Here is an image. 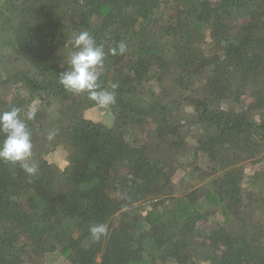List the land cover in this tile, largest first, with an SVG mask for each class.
<instances>
[{
    "label": "trees",
    "instance_id": "obj_1",
    "mask_svg": "<svg viewBox=\"0 0 264 264\" xmlns=\"http://www.w3.org/2000/svg\"><path fill=\"white\" fill-rule=\"evenodd\" d=\"M84 31L113 105L59 82ZM33 106L0 264H264V0H0V113Z\"/></svg>",
    "mask_w": 264,
    "mask_h": 264
},
{
    "label": "clouds",
    "instance_id": "obj_2",
    "mask_svg": "<svg viewBox=\"0 0 264 264\" xmlns=\"http://www.w3.org/2000/svg\"><path fill=\"white\" fill-rule=\"evenodd\" d=\"M74 51L68 60V69L60 74L59 82L66 91L74 94L87 92L89 98L100 107H107L115 104V91H96L98 88V68L103 67L105 53L102 45L96 41L87 31L81 32L73 39ZM119 53L126 51V45L121 42L118 46ZM112 55L117 54V48L109 50ZM112 89L118 85L112 84ZM37 109L33 106L21 118L19 109L13 107L10 111L0 113V132L4 138L0 141V161L12 164L19 163L24 172L34 175L37 172V165L30 162L32 157L31 134L27 128L26 121L35 118ZM52 134L49 135L51 139ZM89 232L94 239H99L107 233V226L104 224L92 225Z\"/></svg>",
    "mask_w": 264,
    "mask_h": 264
},
{
    "label": "rangeland",
    "instance_id": "obj_3",
    "mask_svg": "<svg viewBox=\"0 0 264 264\" xmlns=\"http://www.w3.org/2000/svg\"><path fill=\"white\" fill-rule=\"evenodd\" d=\"M90 117L96 119L97 121H100V120L104 119L105 115L100 114L98 112L97 113L91 112ZM105 121H106V118H105ZM55 140H56L57 144L61 143L59 137H56ZM57 147H58L57 151L54 154L50 155L49 159H50V161L57 163L58 166L63 168L65 166V163H66L64 151H63L61 146H57ZM248 168H249V166H248ZM41 264H67V263L65 262V259L63 257H61V255L59 253H55V254L48 256L44 262H41Z\"/></svg>",
    "mask_w": 264,
    "mask_h": 264
}]
</instances>
